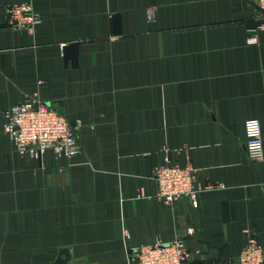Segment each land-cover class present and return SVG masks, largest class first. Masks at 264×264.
Returning a JSON list of instances; mask_svg holds the SVG:
<instances>
[{"label":"crops","instance_id":"0c3cea01","mask_svg":"<svg viewBox=\"0 0 264 264\" xmlns=\"http://www.w3.org/2000/svg\"><path fill=\"white\" fill-rule=\"evenodd\" d=\"M22 3L41 18L34 35L7 27L5 7ZM258 25L251 0H0V264H54L61 250L66 264H128L176 239L193 264H221L244 228L264 252V157L244 149L257 119L264 155ZM32 97L77 126L76 158L16 153L4 112ZM164 146L196 174L197 208L158 198Z\"/></svg>","mask_w":264,"mask_h":264},{"label":"built area","instance_id":"2783aa9c","mask_svg":"<svg viewBox=\"0 0 264 264\" xmlns=\"http://www.w3.org/2000/svg\"><path fill=\"white\" fill-rule=\"evenodd\" d=\"M257 10L259 25L257 31L264 30V0H251ZM7 27L14 31H23L34 35L41 24V18L34 12L30 3L11 4L5 7ZM248 46L258 43L255 34L246 41ZM5 133L9 136L16 153L21 158L39 160L46 152H52L55 159L76 158L81 147L76 137L77 126L68 122L62 114L42 104L36 97L27 98L20 105L12 106L4 112ZM246 156L252 164L263 160V139L261 126L257 119L244 123ZM162 162L154 171L158 198L165 205H174L182 199H188L191 206L197 208L199 191L195 188L196 174L191 168H180L171 161L166 146L161 150ZM222 188L211 184L208 189ZM194 233L192 228L186 235ZM126 239L129 237L126 235ZM244 246L235 257L221 259V264H264L263 248L257 235L250 228L242 231ZM198 252H190L182 239L172 242L157 241L150 246L133 249L127 253L128 264H193Z\"/></svg>","mask_w":264,"mask_h":264},{"label":"water","instance_id":"95a60500","mask_svg":"<svg viewBox=\"0 0 264 264\" xmlns=\"http://www.w3.org/2000/svg\"><path fill=\"white\" fill-rule=\"evenodd\" d=\"M112 22H113V33L114 34H120L121 33V20L119 15H114L112 17ZM74 48H76V45H71L70 47L66 48L65 51H72ZM76 50H75V55H76ZM73 61H76V57L70 58ZM69 261V256L67 250H61L59 252V255L57 257V260L55 261L54 264H66Z\"/></svg>","mask_w":264,"mask_h":264}]
</instances>
